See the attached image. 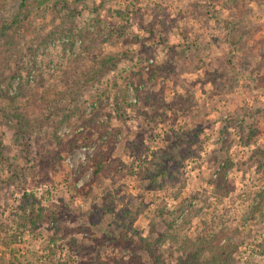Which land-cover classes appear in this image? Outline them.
<instances>
[{
    "label": "rangeland",
    "instance_id": "rangeland-1",
    "mask_svg": "<svg viewBox=\"0 0 264 264\" xmlns=\"http://www.w3.org/2000/svg\"><path fill=\"white\" fill-rule=\"evenodd\" d=\"M19 2L0 264H264V0Z\"/></svg>",
    "mask_w": 264,
    "mask_h": 264
},
{
    "label": "trees",
    "instance_id": "trees-1",
    "mask_svg": "<svg viewBox=\"0 0 264 264\" xmlns=\"http://www.w3.org/2000/svg\"><path fill=\"white\" fill-rule=\"evenodd\" d=\"M26 5H27V0H20V2H19V10L16 12V14H14V16L12 17V19H11L8 23H6V24L4 25V27H3L4 29H8V28H10V27H13L15 24H17V22L20 20V17H21V11L25 8ZM158 163H160V161H154V160L150 161V162H149V164H150V168L155 169V166H156ZM102 164H103V163L100 162V166H97L98 169L96 168L95 171H94V173L97 174V175L100 176V177H101L102 171L104 170L103 167H102ZM98 165H99V163H98ZM98 176H97V177H98ZM118 200L121 201L122 199L119 198ZM128 212H129V211H124V210H123L122 215H123L124 217H125L126 215L129 216V215H128ZM98 264H104V263L98 262Z\"/></svg>",
    "mask_w": 264,
    "mask_h": 264
}]
</instances>
